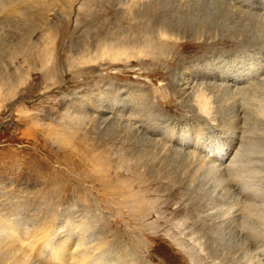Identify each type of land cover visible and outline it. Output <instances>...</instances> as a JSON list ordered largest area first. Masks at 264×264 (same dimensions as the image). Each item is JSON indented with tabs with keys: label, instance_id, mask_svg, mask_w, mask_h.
<instances>
[{
	"label": "rangeland",
	"instance_id": "rangeland-1",
	"mask_svg": "<svg viewBox=\"0 0 264 264\" xmlns=\"http://www.w3.org/2000/svg\"><path fill=\"white\" fill-rule=\"evenodd\" d=\"M132 6L133 0H0V219L19 213L11 222L31 235L44 231L31 245L20 240L34 248L26 249L32 256L51 233L80 242L104 264H243L245 257L264 264V223L244 207L248 195L255 210L264 208V115L242 125L236 115L237 105L241 118L248 110L240 90L264 86V0ZM142 25L153 33L134 35ZM159 30L178 44L161 58L133 53L80 64L102 45L132 51L134 41ZM199 90L208 96L207 115L198 110ZM218 145H229L227 156L212 154ZM238 148L240 186L227 176ZM190 153L226 172L227 184L198 173ZM249 222L260 235L253 244Z\"/></svg>",
	"mask_w": 264,
	"mask_h": 264
},
{
	"label": "bare ground",
	"instance_id": "bare-ground-1",
	"mask_svg": "<svg viewBox=\"0 0 264 264\" xmlns=\"http://www.w3.org/2000/svg\"><path fill=\"white\" fill-rule=\"evenodd\" d=\"M39 1H44V0H39ZM143 1H145V0H143ZM165 1H167V0H165ZM192 1V0H191ZM196 1V0H195ZM225 1V0H224ZM229 1H231V0H229ZM140 2H141V0H133V6L134 5H136L137 6V4H140ZM151 2V1H150ZM160 2H161V0H160ZM144 3V2H143ZM164 3V2H163ZM179 3V2H178ZM236 3V2H235ZM154 4V3H153ZM165 4V3H164ZM163 4V5H164ZM172 4H174V3H172ZM172 4H170V5H172ZM145 5V4H144ZM175 5V4H174ZM178 5V4H177ZM231 5V4H230ZM132 6V7H133ZM139 6V5H138ZM167 6V5H166ZM176 6V5H175ZM232 6V5H231ZM156 7V5H152L150 8L151 9H153V8H155ZM139 8V7H138ZM144 8V7H143ZM167 8V7H166ZM174 8V7H173ZM160 9H162V8H160ZM170 9V8H169ZM186 9V8H185ZM191 9V8H190ZM191 10H193V9H191ZM128 11H129V9H128ZM200 12V11H199ZM161 13V12H160ZM159 13V14H160ZM176 13V12H175ZM195 13V12H194ZM194 13H193V15H194ZM134 14H135V20L137 19V18H140L139 16V13H138V11H135L134 12ZM177 14V13H176ZM182 14H183V12H182ZM168 16H169V14H167ZM177 15H179V13L177 14ZM189 15V14H188ZM150 15H148V17H149ZM171 16V15H170ZM196 16V15H195ZM147 17V16H146ZM166 17V16H165ZM178 17V16H177ZM186 17V16H185ZM189 17V16H188ZM161 18V17H160ZM162 18H163V16H162ZM170 18H172V16L170 17ZM180 18V17H179ZM128 19V18H127ZM143 19V18H142ZM174 19H176V18H173V20ZM184 19V18H183ZM69 19H65V21H64V23L65 22H67ZM172 19H171V21H173ZM182 20V19H181ZM128 21H129V19H128ZM176 22V21H175ZM178 22V21H177ZM165 23V22H164ZM180 23V22H179ZM158 24V23H157ZM165 24H167V23H165ZM184 24V23H183ZM191 24V23H190ZM169 25H170V23H169ZM133 26H134V24H133ZM168 26V25H167ZM176 26V25H175ZM186 26V25H185ZM185 26H183V27H185ZM164 27V26H163ZM182 27V26H181ZM128 29V28H127ZM135 29V28H134ZM167 29V28H166ZM174 29H176V28H174ZM180 29V28H179ZM186 29V28H185ZM125 30V29H124ZM178 30V29H177ZM153 28H150V27H147V26H145V25H142L138 30H137V32H134L133 34L135 35V34H137V35H140V36H150L151 35V33H153ZM160 31V30H159ZM106 33V32H105ZM123 33V32H122ZM130 33H132V32H130ZM121 35H123V34H121ZM129 35V34H128ZM126 36V35H125ZM123 37V36H122ZM175 37V36H174ZM126 38V37H125ZM137 38H138V36H137ZM179 38V37H178ZM172 39H173V37L172 36H170L168 33H166L165 31H160L157 35H155L153 38L152 37H150L149 39H143V40H139V39H137L136 41H134L135 43L133 44V50L131 51L130 50V48H129V50H125V49H122V48H120V47H113L112 45H102L99 49H98V51L96 52V55H94V56H92L91 57V55H93V54H88L91 58H88V57H84L85 56V54L84 55H82L81 56V62H80V64H90L91 62H101V61H105L106 59L107 60H109V61H115V62H118V61H121L122 60V58L123 57H127V56H133L132 54L133 53H136L139 57H147V56H152V58H157L158 59V57H160V56H163V54L168 50V49H172V48H175V47H177L178 46V44L175 46V45H173V44H170L171 43V41H172ZM129 40V39H128ZM171 40V41H170ZM133 41V40H132ZM131 41V42H132ZM100 43V42H99ZM133 43V42H132ZM125 44V43H124ZM127 44H129V43H127ZM130 45V44H129ZM132 45V44H131ZM99 46V45H98ZM93 48V47H92ZM91 48V49H92ZM91 49H89V50H91ZM94 49H95V47H94ZM88 50V49H87ZM97 50V49H96ZM178 51V50H177ZM89 52V51H88ZM132 52V53H131ZM86 53H87V51H86ZM51 55L52 54H50L49 55V57L51 58ZM178 55V54H177ZM50 58L49 59H45V61H46V63L48 64V63H50L51 62V60H50ZM131 58H133V57H131ZM134 58H135V56H134ZM161 58V57H160ZM170 58V57H169ZM174 59H176V58H174ZM180 59V58H179ZM139 60V59H138ZM147 61V60H146ZM131 63V62H130ZM140 63V62H139ZM162 63H164V62H162ZM167 63V62H166ZM157 64H159L158 63V61H157ZM171 64V63H170ZM172 65V64H171ZM170 65V66H171ZM174 65V64H173ZM175 66V65H174ZM158 67H160V66H158ZM166 67V66H165ZM199 67V66H198ZM261 68V67H260ZM219 69V68H218ZM263 69V68H262ZM231 70V69H230ZM255 70V69H254ZM257 70H258V68H257ZM87 70H85V72H86ZM90 71V70H89ZM89 71H87V72H89ZM221 72V71H220ZM233 72V71H232ZM234 72H235V70H234ZM261 72V71H260ZM262 72H263V70H262ZM261 72V73H262ZM226 73H227V71H226ZM230 73V72H229ZM258 73V72H257ZM235 74V73H234ZM238 74V73H237ZM236 74V75H237ZM251 74V73H250ZM255 74V73H254ZM221 75H222V73H221ZM259 74H257V76L256 77H260L261 78V76H263V75H261V76H258ZM244 76V75H243ZM220 77V76H219ZM237 77H239V76H237ZM256 79V78H255ZM258 79V78H257ZM262 80L264 79V76L261 78ZM184 80V79H183ZM249 80V79H248ZM254 80V79H253ZM261 80V81H262ZM104 81V80H103ZM237 81H239V80H237ZM258 82V81H257ZM225 83V85H226V82H224ZM224 83H223V85H224ZM259 83V82H258ZM263 83H264V81H263ZM241 84V83H240ZM97 85V84H96ZM186 85H188V82H187V84ZM229 85H231V84H228L227 86L228 87H230ZM237 85V84H236ZM235 85V86H236ZM260 85H262V83L260 84ZM264 85V84H263ZM208 86H210V88L211 87H217L216 86V84L215 85H208ZM219 86H221V87H219L220 89L222 88V85H219ZM227 86H224L223 87V89H225V87L226 88H228ZM243 86V85H242ZM231 88V87H230ZM234 88V87H233ZM237 88V87H236ZM107 89V88H106ZM235 89V88H234ZM238 89H239V87H238ZM182 90H184V94L187 92L186 91V88H184V89H182ZM225 90H228V89H225ZM240 90V89H239ZM221 91H222V89H221ZM233 91H237V89L236 90H233ZM225 92V91H224ZM234 92V93H235ZM226 93V92H225ZM194 95H195V97L197 98V100H196V102H197V104H198V110L200 111V112H202L204 115H207L208 113H209V111H210V109L211 108H209V101H208V96L205 94V92H202L201 90H199L198 92H195L194 93ZM232 95V94H231ZM233 95H235V94H233ZM237 95V94H236ZM239 95L240 96H242L241 98H242V100L244 101V107H247V112L246 111H244L245 112V116H242L243 118H241V116H240V112L238 111L239 110V105H237V104H234V106L235 105H237V110H236V115L238 116V118H239V123H238V121H237V123H238V125L239 124H249L248 122H250L249 120H250V117H252V116H254V115H264V86H262V87H260V86H256V85H252L251 83L248 85V86H244V88L243 89H241L240 90V94L238 93V97H239ZM103 97V96H102ZM102 99H104V98H102ZM101 99V100H102ZM237 98L235 97L234 98V96H233V101L236 103L237 102V100H236ZM241 100V101H242ZM239 101V100H238ZM239 103H241L240 101H239ZM68 105H70V104H68ZM233 105V104H232ZM241 106V105H240ZM85 108V107H84ZM232 108H234V107H232ZM104 109V108H103ZM246 109V108H245ZM242 110V109H241ZM243 111V110H242ZM103 112H105V111H103ZM73 114V113H72ZM212 114V113H211ZM75 116V115H74ZM209 116V115H208ZM202 117V116H201ZM232 117V116H231ZM258 117V116H257ZM261 117V116H260ZM233 118V117H232ZM236 119V118H235ZM255 118H253V120H254ZM105 120V119H104ZM232 120V119H231ZM105 122V121H104ZM138 122V121H137ZM228 122V121H227ZM223 123V122H222ZM241 124V125H242ZM233 125V124H232ZM237 125V126H238ZM244 126V125H243ZM141 127V126H140ZM228 127H232V126H228ZM235 127V126H234ZM239 128V127H238ZM227 129H229V128H227ZM234 129V128H233ZM202 130V129H201ZM235 130V129H234ZM248 130V129H247ZM246 130V131H247ZM233 131V130H232ZM236 131H237V129H236ZM239 132H240V130H238ZM239 132H238V135H239ZM198 133V132H197ZM244 133V132H243ZM247 133V132H246ZM229 135V134H228ZM233 135V134H232ZM231 135V138H232V140L233 141H227V144H230V146L232 147V149L234 148V144H238V141H237V137H235L234 135L232 136ZM243 136H244V134H243ZM200 138V141H201V137H199ZM204 138V137H203ZM231 138H228V140H230ZM243 138V137H242ZM181 140V139H180ZM204 140V139H203ZM241 141V140H240ZM245 141V140H244ZM171 142V141H170ZM180 142V141H179ZM196 142V141H195ZM207 143V142H206ZM239 145H241V144H239ZM196 146V145H195ZM227 146H229V145H225V147H223V146H217V147H219L218 148V150H215V152L214 153H212V154H218V155H220V157H223L224 155L225 156H227L226 155V153H227V150H228V148H227ZM200 147H202V146H200ZM190 149V148H189ZM192 150V149H191ZM194 150V149H193ZM193 150L191 151L192 153H193ZM196 150H197V148H196ZM205 150H207V151H210V150H208V148H206ZM205 150H204V152H205ZM199 151H200V149H199ZM234 153V152H233ZM191 154V153H190ZM189 154V155H190ZM192 155V154H191ZM197 155V154H196ZM194 156V157H193ZM80 157H82V156H80ZM197 157V156H196ZM213 157V156H212ZM232 157V156H231ZM230 157V158H231ZM233 157H234V159L232 160V161H229V163H228V166H227V172H228V175L227 176H229V178L228 179H230V181L233 183V184H239V186H240V183H243V180H242V177H243V173H244V169H243V166H242V164H241V162H240V160H241V157H240V154H239V148H238V152H235L234 154H233ZM58 158V157H57ZM191 158H193L194 159V161H193V159H192V162L195 164V168H196V171H198V173H200L201 174V171H203V172H205L206 173V175L207 174H211V176H212V174L215 176V183L214 184H216L217 186H222L223 185V182H224V184H227L226 183V179H223V177H225V175L224 174H226V172H223V173H218L219 171L217 170V169H214L213 167H211L210 165H208V163L206 164V162L204 163L203 161L201 162V163H196V161L198 160L197 158H196V161H195V155L193 154L192 155V157ZM214 158V157H213ZM229 160H231V159H229ZM63 161V160H62ZM198 161H201V160H198ZM212 162V161H211ZM216 162V161H215ZM217 164H219V163H217ZM222 164V163H221ZM63 165V164H62ZM212 165V164H211ZM220 165V164H219ZM213 166V165H212ZM218 167V166H217ZM223 167V166H222ZM219 168H221V167H219ZM224 168V167H223ZM222 168V169H223ZM224 169H226V168H224ZM200 171V172H199ZM251 171V170H250ZM250 171H248L249 172V174H250ZM246 172V171H245ZM216 173H218L219 174V176L216 174ZM247 174V173H246ZM251 174H252V172H251ZM254 174V173H253ZM73 175V174H72ZM224 175V176H223ZM245 175V174H244ZM248 175V174H247ZM217 176V177H216ZM203 177H206L207 178V176H203ZM209 177V176H208ZM261 177V176H260ZM57 178V180H59L58 178L59 177H56ZM205 178V179H206ZM211 178H213V177H209V179L208 180H210ZM76 180V179H75ZM87 180V179H86ZM89 180V179H88ZM249 180V179H248ZM251 180V179H250ZM263 181V180H262ZM245 182V181H244ZM251 182V181H250ZM82 183V182H81ZM228 183H229V181H228ZM244 184V183H243ZM106 185V184H105ZM245 185V184H244ZM214 188V187H213ZM244 188H246V186L245 187H243V190H244ZM225 189V188H224ZM215 190V189H214ZM222 190H223V188H222ZM246 190V189H245ZM254 190V189H253ZM68 191V190H67ZM226 193H228V188H226L225 189V195L224 196H226ZM244 193H245V191H244ZM253 193V192H252ZM229 194H230V192H229ZM228 194V195H229ZM238 194V193H237ZM232 196V195H231ZM243 196V195H242ZM220 197V196H219ZM218 197V198H219ZM221 198V197H220ZM246 200H248V201H246V204H245V209L247 210V212H248V214L247 215H249L250 214V216H251V214H252V216L254 215V216H256V217H258V218H260L259 219V223H264V222H260V220H261V218H263V215H264V208L262 207L261 209H260V211H261V213L259 212V209H258V211L257 210H255V209H257L258 207H254L253 205L255 204V203H252L251 202V200H250V198H249V196L247 195V198H245ZM221 201V200H220ZM226 202V201H225ZM221 204H224V202H222ZM228 204V203H227ZM244 204V203H243ZM231 205V204H230ZM256 205V204H255ZM224 206V205H223ZM228 206V205H227ZM225 207V206H224ZM260 207V206H259ZM232 208V207H231ZM220 209V208H219ZM228 209H230L229 207H228ZM262 209H263V211H262ZM11 211V210H10ZM10 211H9V213H10ZM15 211V210H14ZM213 211V210H212ZM241 211V210H240ZM214 212V211H213ZM222 212V211H221ZM221 212H220V214H221ZM238 212V211H237ZM262 212H263V215H262ZM15 213V212H14ZM13 212H12V214L11 215H8L9 216V218L6 216L5 217V219H0L2 222L0 223V264H5V263H7V261H10V264H104L105 263V259H103L102 257H97L98 255H93V253H92V251H90V250H86V249H82V246L79 244L80 242H74V240H72V239H69L68 241H66L67 239H65V240H63V241H61V239H57V240H55L53 237H51V233H47L46 235H44L43 236V238H44V248L43 249H41V251H40V253H39V255L37 254V255H35V256H32V255H29L28 254V252L26 251V249L27 248H29L30 246H28L27 248H26V246L24 247L22 244V241H20V240H24V241H28V243H29V245H31L32 244V239H30L31 237H36V238H39V236H40V234H42V233H44V231H42V229H41V227H40V229L41 230H39V229H37L36 228V231H35V235H31L30 234V232L29 231H27V229H24L23 227H22V225L20 224V223H18V224H15L14 222H11V220H10V216H12V215H17V214H19V213H17V214H14ZM232 213H233V211H232ZM213 214V213H212ZM219 214V213H218ZM228 214H229V212H228ZM227 214V215H228ZM235 214V213H234ZM234 216H236V215H234ZM15 217H20V216H15ZM14 217V218H15ZM222 217V216H221ZM237 218V217H236ZM253 218V217H252ZM255 218V217H254ZM257 218V219H258ZM16 219V218H15ZM227 219V218H226ZM264 219V218H263ZM70 220V219H69ZM230 219H228V221H229ZM241 220V219H240ZM249 220H250V218H249ZM13 221H14V219H13ZM16 221H17V219H16ZM215 221V220H214ZM217 221V220H216ZM235 221V220H234ZM264 221V220H263ZM230 222H231V220H230ZM237 222V221H236ZM235 222V223H236ZM256 222H257V220H256ZM256 222H254V224H256ZM14 223V224H13ZM17 223V222H16ZM232 223V222H231ZM75 224V223H74ZM82 224V223H81ZM249 224H251V222H249L248 224H246V225H248V228H249ZM69 225V227L71 228V225L70 224H68ZM252 225H253V223H252ZM252 225H250L251 227H252ZM52 226V225H51ZM74 225L72 224V227H73ZM67 227V226H66ZM79 227V226H78ZM84 227H85V225H84ZM83 227V228H84ZM215 227V226H214ZM230 227H231V225H230ZM244 227V226H243ZM253 227H254V225H253ZM253 227H252V229L251 228H247L246 226L244 227L246 230H247V236H249V240L250 241H252V244H253V242L254 241H256L257 240V238L258 237H260V235L255 231V229H253ZM52 228V227H51ZM80 228V227H79ZM82 228V227H81ZM218 228H219V225H218ZM228 228H229V224H228ZM242 228V227H241ZM254 228H256V226L254 227ZM63 229V228H62ZM78 229V228H77ZM233 229V228H232ZM74 230V229H73ZM72 230V231H73ZM243 230V229H242ZM241 230V231H242ZM33 231H34V229H33ZM69 231V230H68ZM76 231V230H75ZM74 231V232H75ZM81 232V231H80ZM53 233V232H52ZM71 233V232H70ZM33 234V233H32ZM76 234V233H75ZM29 235V236H28ZM62 236V235H61ZM256 236H258V237H256ZM27 237H29L28 239H27ZM85 238V237H84ZM229 238V237H228ZM259 239V238H258ZM263 239V238H262ZM39 240V239H38ZM42 240V239H41ZM78 240H81L80 238H78ZM36 241V240H35ZM259 241V240H258ZM257 241V242H258ZM83 242V241H82ZM86 242V241H85ZM84 242V243H85ZM83 243V244H84ZM40 244H42V243H40ZM251 244V245H252ZM35 245V244H34ZM85 245V244H84ZM33 246V245H32ZM102 247V246H101ZM253 247V246H252ZM251 247V248H252ZM86 248H87V246H86ZM30 249V251L31 250H33L34 248H29ZM92 249V248H91ZM100 249V248H99ZM93 250V249H92ZM246 252L245 253H247L248 252V249H246L245 250ZM32 252V251H31ZM34 252V251H33ZM242 252H243V250H242ZM261 253V252H260ZM106 254V253H105ZM243 257H245V256H243ZM248 257V256H247ZM245 259H246V261H244L243 262V264H253L252 263V261H251V258L249 259V257H248V259L245 257ZM104 261V262H103ZM263 261V260H262ZM8 264H9V262H8ZM259 264H262L261 262H259Z\"/></svg>",
	"mask_w": 264,
	"mask_h": 264
}]
</instances>
